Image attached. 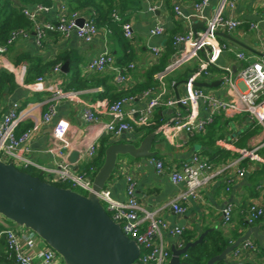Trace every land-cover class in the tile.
Segmentation results:
<instances>
[{"label": "crops", "instance_id": "obj_1", "mask_svg": "<svg viewBox=\"0 0 264 264\" xmlns=\"http://www.w3.org/2000/svg\"><path fill=\"white\" fill-rule=\"evenodd\" d=\"M4 0H0V5ZM11 6L24 7L35 4H44L48 10L38 16L40 21L54 22L63 6L66 13L78 12L80 17L95 15L98 31L89 43L83 42L72 33L68 36L58 32H48L44 40L38 45L31 31L26 37H19L7 50L0 55V79L3 74L7 80L1 82L0 88V116L13 104L20 108L33 106L31 114L21 120L16 129V134L34 125V121L41 118L43 112L52 98V92L47 90L49 86H59L64 89H73L79 92L81 102L61 99L55 104V119L64 118L70 124L67 134L70 147L64 151V157L73 164L75 170L88 171L87 163L81 155L89 141L97 131L96 125L86 124L82 119V109L85 105L99 110L101 121H107L109 116L105 113L106 107L119 98L120 93L133 95L134 100L126 106L127 109H137L145 104L146 99L141 92L154 88V93H162L164 97L182 96L185 92V81L196 68V62L183 64L173 72L166 73L160 80L156 77L159 66H166L174 56L175 50L167 55V42L173 40L178 33L192 31L193 25L196 31L202 30L200 17L194 16V3L197 0H128L127 5L119 7L116 1L110 12L106 13L107 6L104 1L96 0L103 10L95 11L93 7L72 9L71 0H45L26 2L24 0H8ZM222 0H209L203 7L202 14L206 17L213 15ZM0 6V7H1ZM178 6L181 15H178L174 7ZM117 10L121 21H105V16L111 17V12ZM108 11V10H107ZM225 12L243 23L236 30L228 32L232 37L246 45L248 48L224 38L231 47V51H225L218 61L219 66H227L233 72H237L246 65L245 61L236 57L237 51H244L250 60L262 57L261 41L264 42V0H236L233 10L228 7ZM101 16V18H100ZM104 16V17H103ZM188 16V17H187ZM94 18V17H93ZM193 18L196 21H193ZM131 22L134 37L127 40L122 33L121 23ZM250 23H257V29H251ZM155 25H161L164 29L162 35H150L149 30ZM220 37L219 39L222 40ZM162 47L159 57L152 53V47ZM102 52H108L113 56V63L104 71H89L86 66L91 58ZM203 55V53L201 54ZM165 58V59H164ZM60 62H56L55 61ZM68 63V71L55 72L56 64ZM134 66L127 70L128 80L124 84L114 82V68H125L128 64ZM223 72L219 67L211 68L209 77L202 76L198 81L214 82L219 84L214 87H203L219 96H225L221 83ZM39 78H42L39 80ZM128 92V93H127ZM123 96V95H122ZM83 103V104H82ZM176 112H185V108L168 107L161 105L154 111L149 125L135 127L132 132H125L118 137L104 134L108 142H129L140 140L151 123L161 124L172 118ZM51 124H44L33 133L29 141L28 156L37 164L53 166L60 158L50 154L47 150L53 144ZM100 142V141H99ZM153 149L157 155L150 158H131L121 156L118 159L114 172L107 183L112 196L117 200H124L125 174H131L136 181V197L141 206L147 210H158L161 216L170 226L183 227L181 237L165 233L166 247L177 246L181 241L195 240L200 233L210 229L221 230L227 236L240 233L242 236L250 226H258L259 232L264 233V216L252 225L247 224V208L251 203L264 205V126L252 121L245 113L234 115L219 114L208 126L205 135H188L184 131H174L168 135L156 133ZM253 151L254 157L241 158L242 151ZM72 152L78 156L74 162L70 160ZM193 154L206 158L215 167L234 165L225 168L208 185L202 187L198 198L188 197L182 201L185 212L175 214L167 204L185 189V184H174L167 174H158L151 162L152 158L162 160L167 167L181 170ZM41 174L38 168L30 167ZM238 169L244 171L243 176L238 175ZM231 204L232 218L229 223H224L222 208ZM206 233V234H207ZM204 238V237H203ZM250 240L255 238L250 237ZM38 251L48 246L42 239H37ZM258 243V242H257ZM264 243V241H263ZM228 261H254L253 253H247L243 257L235 258L232 253L227 256ZM0 264H17L12 258H6ZM51 264H64L57 256Z\"/></svg>", "mask_w": 264, "mask_h": 264}, {"label": "built area", "instance_id": "obj_2", "mask_svg": "<svg viewBox=\"0 0 264 264\" xmlns=\"http://www.w3.org/2000/svg\"><path fill=\"white\" fill-rule=\"evenodd\" d=\"M163 1V0H156ZM209 0H197L194 7V16L200 17L204 21L205 28L196 31L191 30L178 33L173 36L172 45L174 56L170 62L159 72L156 77L160 80L166 73L173 72L183 64L190 61L196 62V68L185 81V92L182 96L164 97V94L154 93V88H148L141 92V96L146 99L145 104L134 109H127L126 106L133 102V95H123L106 107L105 113L109 116L107 121H101L97 115L99 110L85 105L82 109V119L86 124L96 125L97 131L89 141L81 157L88 165V171L75 170L73 164L64 157V151L70 147L67 134L70 130L69 122L64 118L55 119V104L61 99H68L81 102L79 92L73 89H64L59 86H49L47 90L52 92L51 101L47 110L42 113L41 118L34 121V125L20 135L16 134V129L21 120L31 114L33 106L20 108L18 104H13L0 116V159L12 162L18 169L30 167L38 168L43 179L53 182H63L69 184L72 189L90 191L92 178L95 169L91 162L96 157L100 138L105 134L118 137L125 132H132L135 127L149 125L154 111L157 107L165 105L168 107H184L185 112L176 114L161 124L151 123L156 126L155 132L168 135L174 131H184L188 135H205L208 126L219 114L234 115L245 113L252 121L264 126V42L261 41L262 57L250 60L244 51H237L236 57L245 61L246 65L233 72L230 67L219 66L218 61L225 51H231L232 47L223 40H220L218 32H231L240 27L242 19L228 15L225 10L228 7L233 10L236 0H222L213 15L206 17L201 12ZM48 10L44 4L24 6L22 13L31 22L30 29H14L7 36L4 43H0V55L7 47L13 44L19 37H26L33 32L34 41L40 45L48 32H58L65 36L74 33L83 42L89 43L97 34L98 26L93 17H83L82 25H78L76 20L80 14L76 11L66 13L64 7L60 8V13L54 22L40 21L38 16L41 12ZM175 12L181 15L178 6L174 7ZM188 17V16H187ZM114 21H121L117 10L111 12ZM257 23H250L251 29H257ZM123 36L127 40L134 37L131 22L121 23ZM150 35H162L164 29L161 25H155L149 30ZM152 53L159 57L162 54V47H152ZM203 53V55H201ZM113 63V56L108 52H102L94 56L88 62L86 69L89 71H104ZM134 66L128 64L125 68L115 67L113 79L117 84H124L128 80L127 70ZM219 67L223 74L221 83L225 96H219L203 87L196 86L195 82L202 76L209 77L211 68ZM61 64L53 67L55 72H59ZM42 78H39L41 80ZM83 104V103H82ZM98 111V112H97ZM44 124H51L53 144L48 148V152L58 158L53 166H43L35 163L29 156V141L39 127ZM253 151H242L241 158L254 157ZM151 162L158 174H167L174 184L183 183L185 189L177 194L167 206L175 214H183L185 207L182 201L188 197L198 198L202 187L208 185L216 176L222 173L225 168L238 162L215 167L206 158H201L193 154L183 163L181 170L174 167H167L162 160L155 158ZM239 176H243L244 171L237 170ZM124 200L115 199L110 189L106 186L98 196L107 213L111 218L120 224L121 230L129 238L134 239L140 247V254L137 261L141 264H169L171 256L170 248L164 242L165 233L175 235L178 238L183 234V227L170 226L161 216L158 210H147L141 206L136 197V181L131 174H125ZM232 205L227 204L222 208L224 223H229L232 218ZM264 216V205L251 203L247 208L246 222L249 225L259 221ZM0 238H3L6 245L7 257L12 258L17 264H51L58 256L57 253L46 246L41 251L37 248L38 236L28 228L21 227L18 231L0 228ZM183 242H179L176 248H182ZM257 242L246 239L242 241L231 252L235 258L243 257L247 253L256 251ZM184 255V254H183ZM186 256V254L184 255Z\"/></svg>", "mask_w": 264, "mask_h": 264}, {"label": "water", "instance_id": "obj_3", "mask_svg": "<svg viewBox=\"0 0 264 264\" xmlns=\"http://www.w3.org/2000/svg\"><path fill=\"white\" fill-rule=\"evenodd\" d=\"M83 21L84 18L80 17L76 23L82 25ZM201 28H205L204 23ZM192 32L196 34L195 25ZM218 35L248 48L229 33L218 32ZM61 70L68 71L67 62L62 64ZM218 84L219 80L195 82L200 87ZM155 135L156 132L152 131L138 143L114 142L108 145L102 163L93 175L91 190L86 194L71 187L57 186L0 159V227L15 231L21 227L30 229L57 253L64 264H141L137 261L139 245L124 234L120 224L107 213L98 193L107 186L119 157L138 159L157 155L153 149ZM77 156V152H72L70 160L74 162ZM208 231L210 229L186 242L182 248L171 246L169 264H191L183 261L181 256L199 244ZM250 237L255 238L260 246L263 244L264 233L259 232L258 226H250L205 264L220 261L228 264V254Z\"/></svg>", "mask_w": 264, "mask_h": 264}, {"label": "trees", "instance_id": "obj_4", "mask_svg": "<svg viewBox=\"0 0 264 264\" xmlns=\"http://www.w3.org/2000/svg\"><path fill=\"white\" fill-rule=\"evenodd\" d=\"M24 1L31 2V1H41V0H24ZM42 1L44 3H47L45 0H42ZM71 1L73 3V7H71L72 9L91 6L94 8L95 11L100 12V10H103L101 8L102 6L98 4L96 0H71ZM100 1H104V3L108 5L107 6L108 11L106 10V13L110 12L112 8H116V5H114L116 1L119 2V5H120L119 7H123L124 5H127L128 3V0H99V2ZM2 5L3 6L0 5L1 6L0 7V43H4L9 33L14 29H20V28L30 29L31 28V22L22 13V7L19 8L16 6H11L8 0H4L2 2ZM92 17H94V20L96 21L95 15ZM105 21L110 23L111 17L105 16ZM221 39L224 40V38H221ZM172 41L173 40H170L167 42V51H166L167 55L171 54L174 51ZM56 62H60V60L55 61V63ZM163 63L164 61L162 62V66H159L157 70H160V71L164 70L165 66ZM7 78L8 76L6 74H3L2 78L0 79V88H1V82L7 80ZM124 94L125 93H120L119 97H121ZM155 128L156 126L148 127L146 131L144 132L143 136L140 138V140L146 134L154 131ZM140 140H137V141L130 140L129 142L138 143ZM119 142H123V141H119ZM112 143L114 142H108L105 140V138L100 139L97 155L91 162V166L95 169V171L99 168L100 164L102 163L103 153H104L105 148ZM27 169L29 170L27 171ZM21 170L27 171L32 175H39L43 179V176L41 174H39L36 171H33L31 168H26V169H21ZM53 184L57 186H62V187L70 186L69 184H66L63 182H53ZM78 191L83 194L87 193L86 191H83L81 189H78ZM239 236H240V233H233L231 236L230 235L227 236L221 230H217V229L212 230L211 232L207 233L204 236V238L199 244L195 245L194 247L189 248L185 253L186 256H184L185 254L182 255L181 259L191 264H205L209 258L220 254L227 245L231 244ZM253 254L255 256V259L253 262L249 260H243L241 262L240 261H228V264H264V243L261 246L257 243L256 251L253 252ZM6 258H7V252H6L5 241L3 238H0V260L7 261ZM215 264H225V263L220 261V262H216Z\"/></svg>", "mask_w": 264, "mask_h": 264}, {"label": "rangeland", "instance_id": "obj_5", "mask_svg": "<svg viewBox=\"0 0 264 264\" xmlns=\"http://www.w3.org/2000/svg\"><path fill=\"white\" fill-rule=\"evenodd\" d=\"M191 62V61H190ZM123 157V156H122ZM29 169H27V171H28Z\"/></svg>", "mask_w": 264, "mask_h": 264}]
</instances>
